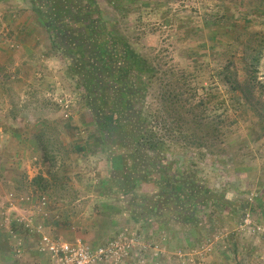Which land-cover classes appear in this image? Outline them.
<instances>
[{
    "label": "rangeland",
    "instance_id": "rangeland-1",
    "mask_svg": "<svg viewBox=\"0 0 264 264\" xmlns=\"http://www.w3.org/2000/svg\"><path fill=\"white\" fill-rule=\"evenodd\" d=\"M88 1L153 71L136 75L157 152L110 146L37 4L0 0V264H53L40 232L102 244L110 220L129 228L123 215L142 214L165 171L246 206L204 204L185 224L172 201L148 216L155 264H264V0ZM117 155L126 177L105 165Z\"/></svg>",
    "mask_w": 264,
    "mask_h": 264
},
{
    "label": "trees",
    "instance_id": "trees-1",
    "mask_svg": "<svg viewBox=\"0 0 264 264\" xmlns=\"http://www.w3.org/2000/svg\"><path fill=\"white\" fill-rule=\"evenodd\" d=\"M32 1L38 6L40 22L45 31L57 48L70 59L77 87L85 94L86 105L99 135L107 139L110 146L118 145L125 151L130 150L131 154L132 150L157 152L154 136L149 135L145 128L142 108L138 105L145 98L141 89L146 85L136 74H153L146 60L134 55L126 43L108 34L94 2ZM263 45L264 40L256 49L255 66L259 64ZM109 164L112 172L122 171L125 177L130 170L124 165L122 156L110 157ZM181 178L177 174L170 176L165 171L160 174L158 181L151 179L153 189L158 190V194L142 198L148 204L140 207L142 214L138 213V219L148 216L159 219L157 213L168 208L172 201L178 206L174 215L180 218L178 222L185 224H192L196 211L204 204H217L225 210H243L246 206L230 201L204 186H193ZM131 183L128 187L127 183L117 182V185L122 184V188L118 185L119 189L128 196L134 182Z\"/></svg>",
    "mask_w": 264,
    "mask_h": 264
},
{
    "label": "built area",
    "instance_id": "built-area-1",
    "mask_svg": "<svg viewBox=\"0 0 264 264\" xmlns=\"http://www.w3.org/2000/svg\"><path fill=\"white\" fill-rule=\"evenodd\" d=\"M138 241L135 234L123 233L92 246L79 239L68 242L40 232L36 249L53 264H125L136 249L144 248Z\"/></svg>",
    "mask_w": 264,
    "mask_h": 264
},
{
    "label": "crops",
    "instance_id": "crops-1",
    "mask_svg": "<svg viewBox=\"0 0 264 264\" xmlns=\"http://www.w3.org/2000/svg\"><path fill=\"white\" fill-rule=\"evenodd\" d=\"M40 24H41V22H40ZM41 63H43L42 65H40V72L41 73H45V72H49L50 73V71L53 70V67L54 66H52V65H51V68L49 70H45L44 69V66H43L45 64V62H42L41 61ZM47 84L49 86H51L52 89H54L55 86L58 85V83H57V81H56V79L54 78L53 75H50V79L47 80ZM105 165H106L107 169L109 170L110 164H109V157L108 156L106 157V163H105ZM123 216L124 217H122L121 220H124L126 223L130 224L129 225V228H126L125 226H119L121 223H119L117 219H114V221L117 220L116 222H114L113 220H110L109 221V225H108V231H112V230H115V232L117 231L114 235H112V237L113 236H117L119 234H123V233L124 234L125 233L126 234H130V235H134L135 234L136 235V238H139V241H138L139 244H141L143 247H145L144 246L145 244L147 245L146 246L147 247L146 252H144L145 248H143L141 250V248L139 247V249L141 251H139V250L137 251V249H136L135 253H133V255L131 256V258L128 259L125 264H155L154 263L153 256L155 254L157 255V253L159 252V250L155 252V250L150 249V246L148 247V244L151 241L154 242V240H152V239L149 240L148 236L149 235L151 236V230L152 231L155 230V228L158 227L157 226L158 224L156 225L154 223L155 221H153V223L150 224L152 218H147V219H138L137 218L136 219L132 215H131V217H129V214H124ZM107 239H109V238H107ZM143 243H145V244L143 245ZM155 244L157 245V243H155ZM88 245H90V244H88ZM158 248H159V246H158Z\"/></svg>",
    "mask_w": 264,
    "mask_h": 264
}]
</instances>
